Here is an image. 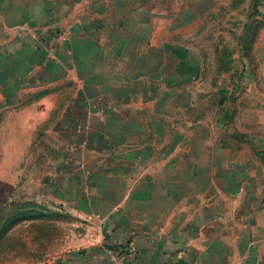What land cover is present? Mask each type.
<instances>
[{
    "label": "crops",
    "instance_id": "1",
    "mask_svg": "<svg viewBox=\"0 0 264 264\" xmlns=\"http://www.w3.org/2000/svg\"><path fill=\"white\" fill-rule=\"evenodd\" d=\"M251 1L253 42L234 54L216 25L232 38L248 2L0 0V97L21 96L27 137H52L54 195L87 223L30 264H264V0Z\"/></svg>",
    "mask_w": 264,
    "mask_h": 264
},
{
    "label": "rangeland",
    "instance_id": "2",
    "mask_svg": "<svg viewBox=\"0 0 264 264\" xmlns=\"http://www.w3.org/2000/svg\"><path fill=\"white\" fill-rule=\"evenodd\" d=\"M236 1L242 3H235L238 8L248 4L235 13L233 39L222 29L224 21L215 30L219 43L231 39L234 54L240 49L241 35L245 33V11H250L252 5L251 0ZM186 11L192 14L188 6ZM209 32L207 26L203 33L207 36ZM202 42L211 43L203 38ZM236 66L241 67L239 56L233 58L234 71ZM20 98L12 93L0 99V264H30L64 253L79 242L87 228V223L66 210L54 195L57 165L64 162L59 153L50 151L52 137L44 130L27 137V129L17 126L22 124L18 115ZM43 110H47L46 106L36 113ZM2 116H6L4 126ZM34 121L30 119L29 123ZM57 141L64 143L63 138Z\"/></svg>",
    "mask_w": 264,
    "mask_h": 264
},
{
    "label": "trees",
    "instance_id": "3",
    "mask_svg": "<svg viewBox=\"0 0 264 264\" xmlns=\"http://www.w3.org/2000/svg\"><path fill=\"white\" fill-rule=\"evenodd\" d=\"M240 5L237 3L236 0H234V4ZM235 4V5H236ZM258 12L257 5H254L250 14H249V21L245 25V34L241 35L240 40V49L245 50L250 43L253 42L252 33L256 28V15ZM234 53V52H233Z\"/></svg>",
    "mask_w": 264,
    "mask_h": 264
}]
</instances>
